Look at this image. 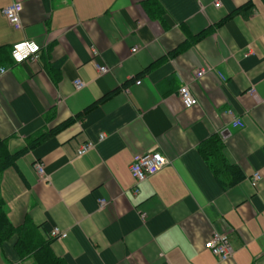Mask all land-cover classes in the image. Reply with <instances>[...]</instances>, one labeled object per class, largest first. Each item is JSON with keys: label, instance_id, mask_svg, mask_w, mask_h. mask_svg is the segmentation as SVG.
<instances>
[{"label": "crops", "instance_id": "obj_1", "mask_svg": "<svg viewBox=\"0 0 264 264\" xmlns=\"http://www.w3.org/2000/svg\"><path fill=\"white\" fill-rule=\"evenodd\" d=\"M12 1L0 0V140L18 155L0 206L15 232L0 264H38L44 245L64 264H264V0H18L19 27L1 12ZM27 39L40 56L16 64ZM215 137L219 157H205ZM152 151L167 162L133 193L129 166ZM214 231L226 260L204 247Z\"/></svg>", "mask_w": 264, "mask_h": 264}, {"label": "built area", "instance_id": "obj_2", "mask_svg": "<svg viewBox=\"0 0 264 264\" xmlns=\"http://www.w3.org/2000/svg\"><path fill=\"white\" fill-rule=\"evenodd\" d=\"M20 11L21 3L18 0H13L10 4L3 7L1 12L7 18L8 22L15 27L20 26ZM93 55L97 54L95 49H92ZM10 59L16 63L23 62H35L40 56V47L34 41L27 39L19 41L12 45L9 51ZM108 69L105 66H99L98 71L100 73L106 72ZM4 69H0V73H3ZM204 74V70L196 71V77H200ZM139 81L136 82L138 84ZM75 88L79 89L83 87V82L80 80L74 81ZM178 96L182 102L184 108H190L197 104V99L190 92L187 85H182L178 89ZM235 125H240V121L235 120ZM105 137L104 133H100L97 137V140L100 141ZM94 141L88 140L83 143L76 151L77 155H82L91 149L94 145ZM167 162V159L161 155L158 151L146 152L138 157H136L129 166V171L134 180L133 193L137 192L136 185L141 181L145 180L147 177L155 174L159 171ZM35 170L37 173L41 174L43 168L41 163L35 164ZM260 179V173L254 172L250 177V184L255 185L256 182ZM100 206L104 204L103 200H99ZM50 238L62 239L66 237V232L61 231L58 228L54 227L50 233ZM205 249L210 251L218 260H226L231 255V247L227 239V235L224 233H219L214 231L210 238L204 243Z\"/></svg>", "mask_w": 264, "mask_h": 264}, {"label": "trees", "instance_id": "obj_3", "mask_svg": "<svg viewBox=\"0 0 264 264\" xmlns=\"http://www.w3.org/2000/svg\"><path fill=\"white\" fill-rule=\"evenodd\" d=\"M250 7H251L250 2L247 3L245 6H243L244 9H248ZM105 98L106 97L102 98L101 100ZM86 110L87 109H85L84 111ZM70 121H72V119ZM70 121L64 123L61 126V128L66 126ZM218 144H219V139L217 137L212 138L207 144L203 145L204 147L201 150L202 154L205 157L209 155H215L216 157H219L218 148H217ZM16 155H10L6 151L3 141L0 140V171L5 169L6 167L11 166L13 164V159ZM14 232L15 229L7 220L6 215L0 206V243L11 238ZM31 254L36 258L38 264H64L62 261L54 258L52 254L47 250L45 245L33 250Z\"/></svg>", "mask_w": 264, "mask_h": 264}]
</instances>
